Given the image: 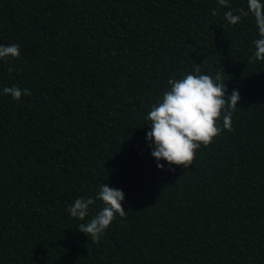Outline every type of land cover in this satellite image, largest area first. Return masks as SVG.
<instances>
[{
    "label": "trees",
    "instance_id": "obj_1",
    "mask_svg": "<svg viewBox=\"0 0 264 264\" xmlns=\"http://www.w3.org/2000/svg\"><path fill=\"white\" fill-rule=\"evenodd\" d=\"M229 4L0 0V45H20L0 59V264H264V60L254 16L225 19L247 0ZM196 66L240 93L234 131L157 168L146 116ZM101 184L127 214L93 243L77 228Z\"/></svg>",
    "mask_w": 264,
    "mask_h": 264
},
{
    "label": "clouds",
    "instance_id": "obj_2",
    "mask_svg": "<svg viewBox=\"0 0 264 264\" xmlns=\"http://www.w3.org/2000/svg\"><path fill=\"white\" fill-rule=\"evenodd\" d=\"M220 6L231 7L229 0H217ZM247 8L225 12V19L232 25L241 21L251 13L258 28L259 38L253 41L255 46L254 56L249 58V63L264 60V3L261 0H247ZM213 9V15L216 14ZM20 45H0V59L18 58ZM9 71H12L9 68ZM196 66L194 73L183 75L181 79H169L170 89L165 91L157 104H154L146 116L150 122L151 130L146 133L150 142L151 155L157 161V168H164L159 161L164 160L169 165L189 168L193 163L196 151L201 145L207 147L222 130L234 131L232 116L238 108L240 93L233 89L225 97L227 86L222 78V73L217 72L213 78L207 74H200ZM5 95L10 94L12 99L20 101L22 95H31L29 89L17 86L3 88ZM222 120V127L218 123ZM171 170V169H170ZM104 207L94 218L87 223L79 224L77 230L90 237L93 243H99L101 237L110 227L112 221L119 217H126V210L121 204L124 193L105 184H101L96 195ZM95 204V199L89 197L76 198L68 207V212L73 218L84 220L89 215V206Z\"/></svg>",
    "mask_w": 264,
    "mask_h": 264
}]
</instances>
